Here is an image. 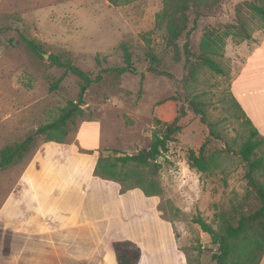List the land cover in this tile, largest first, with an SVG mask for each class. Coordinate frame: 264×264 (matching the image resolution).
<instances>
[{
    "label": "rangeland",
    "instance_id": "1",
    "mask_svg": "<svg viewBox=\"0 0 264 264\" xmlns=\"http://www.w3.org/2000/svg\"><path fill=\"white\" fill-rule=\"evenodd\" d=\"M244 3L258 5L264 4V0H219L216 8L198 19L188 39L183 37L178 42L176 61L174 51L164 47L155 30L162 0H0V150L33 137L34 145L15 163L21 166L47 139L69 141L78 123L93 119L95 122L82 124L83 144L96 141L99 135L102 144H110L112 150L106 156L111 162L118 153L148 152L156 122L170 123L182 114L181 132L167 152L155 161L149 159L148 166L131 164L120 168L118 164L116 171L127 185L139 186L144 193L158 197L164 219L172 222L170 228L175 232L176 244L188 254L190 264H215L211 256L218 247L211 244L210 237L193 219L199 216L218 231L217 215L235 207L248 211L256 206L245 179L246 164L238 155L252 125L246 123V116L233 96L239 88H232L231 71L236 63L243 71L242 79L245 73H257L264 42L254 52L252 40L225 39L222 56L214 58L224 71L221 75L197 67L192 80L188 67L198 63L199 44L206 30L234 25L235 7ZM243 13L251 35L264 32V23L258 16L246 8ZM20 31L40 43L47 56L63 55L92 76L99 71L96 55L106 58L103 68L122 67L118 50L121 43L129 47L137 71L147 72L136 71L121 77L106 74L99 84L83 90L82 83L68 75L51 91L63 71L50 67L48 57H32L19 41ZM186 42L189 57L184 52ZM149 51L159 56L163 70L172 78L148 71L144 54ZM81 92L83 113L68 123L67 135L37 134L40 127L54 122L70 102H77ZM193 99L204 106L207 122L213 126L217 139L210 136L208 126L188 107ZM208 139L206 151L214 155L215 165L203 174L188 167L186 155L189 150L198 152ZM257 156L264 157V145ZM128 171L131 175L124 177L123 173ZM255 176L264 185V169ZM146 215L141 213L135 219L141 220L147 244L154 226L149 221L151 215ZM156 229L160 231L157 245L168 247L165 230ZM241 250L238 249L240 258Z\"/></svg>",
    "mask_w": 264,
    "mask_h": 264
},
{
    "label": "crops",
    "instance_id": "2",
    "mask_svg": "<svg viewBox=\"0 0 264 264\" xmlns=\"http://www.w3.org/2000/svg\"><path fill=\"white\" fill-rule=\"evenodd\" d=\"M252 42L253 51L260 50L264 32L253 34ZM234 65L232 88L239 91L233 96L264 139V54L258 72L243 79ZM92 120L78 123L69 141H45L21 166L0 169V264H117L114 243L135 247L137 264H190L158 197L100 173L98 161L107 158L110 144L98 135L84 146L82 124ZM141 213L151 215L154 226L147 244L135 219ZM156 228L165 230L168 247L157 245Z\"/></svg>",
    "mask_w": 264,
    "mask_h": 264
},
{
    "label": "trees",
    "instance_id": "3",
    "mask_svg": "<svg viewBox=\"0 0 264 264\" xmlns=\"http://www.w3.org/2000/svg\"><path fill=\"white\" fill-rule=\"evenodd\" d=\"M163 9L157 15L155 30L160 33L161 40L166 49L175 53V60H179L178 42L185 37L188 39L189 33L196 27L198 19L203 13L211 12L218 6L219 0H162ZM115 5V2H113ZM258 16L264 23V4L244 3L235 7V24L226 26L222 30H206L199 44L198 63L189 64V78L194 79L197 67H205L211 72L221 75L223 69L214 60L221 57L224 49L225 39L232 37L241 41L252 40L250 28L244 16V9ZM192 28L189 29V25ZM19 41L27 52L35 58L44 59L47 52L44 47L29 38L24 32H19ZM121 53L122 67L103 68L106 58L95 56V64L99 68L95 76L88 74L73 62L60 54H49L47 61L50 67L62 70V76L51 86V91L57 89L62 80L71 75L82 83V90L88 89L93 84H99L106 74L114 77H121L125 74H134L137 69L133 65V55L129 47L121 43L118 46ZM184 52L190 56L188 43L184 44ZM145 62L148 64V71L161 77L172 78L165 70L158 55L149 51L144 54ZM83 93L78 95L77 102H70L62 111L61 115L52 123L40 127L37 134L67 135L65 128L68 123L74 121L76 117L83 113L81 106L84 105ZM190 110L199 117L201 123L208 126L210 136L216 139L218 135L212 130L213 126L207 122V113L204 106L199 101L193 99L188 103ZM182 114L176 116L170 123L156 122L157 127L151 134V144L149 147L150 157L146 151L138 152L136 155H124L109 161L107 158H100L98 169L102 175L111 179H120L116 166L125 168L131 164L140 167L148 166V161H155L163 153L167 152L168 146L175 142V137L181 132L180 119ZM246 118V123L251 125ZM46 141L62 142L59 139H47ZM34 138L27 137L21 142L7 145L0 150V169L9 167L21 161L25 154L34 145ZM210 140H206L198 152L189 150L186 155V162L190 169H195L199 173H209L214 165V155L207 153L206 148ZM264 145V139L260 138L257 130L252 126L246 139L241 144L238 155L246 164L245 179L249 188V193L253 195L256 206L245 211L241 207H235L230 212L217 215L219 218V230L215 231L210 224L206 223L199 216L193 219V223L210 237L211 244L218 247L217 252L212 254L211 259L215 264H256L264 255V185L256 178V173L264 169V157L257 156V151ZM132 172H125L123 176L131 175ZM141 188V187H140ZM112 248L116 254L117 264H137L138 250L126 243H114ZM241 250V257L240 252ZM235 258L237 260H235Z\"/></svg>",
    "mask_w": 264,
    "mask_h": 264
},
{
    "label": "water",
    "instance_id": "4",
    "mask_svg": "<svg viewBox=\"0 0 264 264\" xmlns=\"http://www.w3.org/2000/svg\"><path fill=\"white\" fill-rule=\"evenodd\" d=\"M48 56L47 55H45V58H47ZM139 71H141L142 73H146L147 72V70L145 69V70H138L137 72H139ZM146 155H147V157H150V152L148 151L147 153H146Z\"/></svg>",
    "mask_w": 264,
    "mask_h": 264
}]
</instances>
